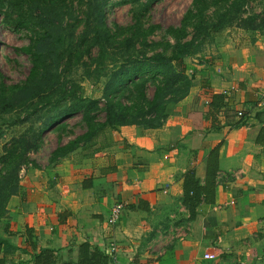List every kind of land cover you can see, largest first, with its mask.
Listing matches in <instances>:
<instances>
[{"label":"crops","instance_id":"1","mask_svg":"<svg viewBox=\"0 0 264 264\" xmlns=\"http://www.w3.org/2000/svg\"><path fill=\"white\" fill-rule=\"evenodd\" d=\"M236 50L224 60L214 52L185 59L192 85L162 126L107 129L51 164L22 168L20 190L0 220V236L18 247L5 264H32L26 226L61 264L76 259L83 241L109 264H264V142L255 141L263 125L255 113L264 103V42ZM213 94L226 96L214 120ZM215 147L214 199L189 219L185 175L194 172L202 185ZM116 201L125 207L110 224Z\"/></svg>","mask_w":264,"mask_h":264},{"label":"trees","instance_id":"2","mask_svg":"<svg viewBox=\"0 0 264 264\" xmlns=\"http://www.w3.org/2000/svg\"><path fill=\"white\" fill-rule=\"evenodd\" d=\"M155 1L135 0L133 22L110 26L106 10L111 0H0L2 21L28 34L29 43L19 49L31 63L27 76L18 83L7 84L0 75V118L10 114L14 115L10 125L27 124L5 143L0 155V220L7 214L9 199L20 190L21 169L37 166L28 153L39 149L45 130L58 128L77 114L85 128L52 150L51 164L79 146L93 144L107 129L124 125L158 128L189 93L193 71H188L187 57L200 53L216 33L235 21L247 32L264 31V14L242 15L249 0H192L180 24L165 29L169 39L151 42L147 36L158 25L145 26L143 18ZM211 7L214 11L209 15ZM77 68L84 77L101 82L99 97L83 94L80 83L71 76ZM225 100L223 94L212 95V120ZM255 115L263 121L255 139L262 143L264 103ZM205 170L202 185L194 172L185 175L183 203L189 219L200 202L214 199L218 147L209 152ZM24 234L32 264H61L53 249L39 245L30 227H25ZM17 248L9 238L0 236V264ZM110 260L98 247L83 241L77 245L76 259L70 256L62 264H109Z\"/></svg>","mask_w":264,"mask_h":264},{"label":"rangeland","instance_id":"3","mask_svg":"<svg viewBox=\"0 0 264 264\" xmlns=\"http://www.w3.org/2000/svg\"><path fill=\"white\" fill-rule=\"evenodd\" d=\"M191 2L192 0H157L151 4L150 10L143 18L144 25H158V28L149 34L147 39L158 43H164L168 40V35L164 33L165 29L168 26H178L180 24L181 18L191 5ZM134 5H136L135 0H111L106 10L108 24L110 26H113L114 23L124 26L131 24L133 22ZM213 11L214 8L211 7L208 14L212 15ZM252 13L264 14V0H249L243 6V17ZM257 42H264V31L247 32L235 21L231 26H227L216 33L213 40L203 45L201 52L208 57L209 54L212 55V52L215 53L214 55L218 53L219 57L224 60V57L230 58L231 55H234L226 56L228 51H234L235 49L239 51L241 48H247L251 52L252 46ZM28 43L29 37L26 30H16L11 25L5 24L2 21V15H0V75L2 74L7 84L18 83L27 76L31 65L30 59L19 48ZM161 47L157 48V50H161ZM71 76L80 83L84 95L91 97L100 96L101 82H94L84 77L80 68L74 69ZM151 91L152 86L150 87V93ZM9 115L0 118V155L3 153L5 143L10 141L11 137L21 133L27 126V124L10 125L9 121H12L11 117L14 115ZM99 117L102 118L103 114L100 113ZM64 122L58 128L45 130L39 149L29 152V157L35 159L40 165H45L48 163L52 150L58 144L66 143L85 129L79 114L68 117ZM21 261L24 262L25 259Z\"/></svg>","mask_w":264,"mask_h":264},{"label":"built area","instance_id":"4","mask_svg":"<svg viewBox=\"0 0 264 264\" xmlns=\"http://www.w3.org/2000/svg\"><path fill=\"white\" fill-rule=\"evenodd\" d=\"M241 114L242 112L238 111V115ZM124 207H125L124 201H116L111 205L108 216V222L110 224H114L120 219ZM204 256L207 259H213L215 257L213 253H206Z\"/></svg>","mask_w":264,"mask_h":264}]
</instances>
